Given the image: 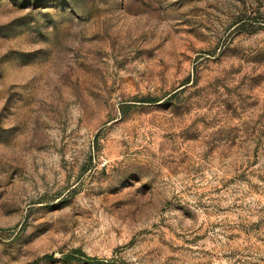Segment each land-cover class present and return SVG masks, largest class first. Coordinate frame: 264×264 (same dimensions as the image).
I'll return each instance as SVG.
<instances>
[{"label":"rangeland","instance_id":"1","mask_svg":"<svg viewBox=\"0 0 264 264\" xmlns=\"http://www.w3.org/2000/svg\"><path fill=\"white\" fill-rule=\"evenodd\" d=\"M0 264H264V0H0Z\"/></svg>","mask_w":264,"mask_h":264},{"label":"trees","instance_id":"2","mask_svg":"<svg viewBox=\"0 0 264 264\" xmlns=\"http://www.w3.org/2000/svg\"><path fill=\"white\" fill-rule=\"evenodd\" d=\"M158 100L152 98V99H148L147 101L145 102H149V103H152V102H157ZM75 258V255L71 254V255H67L65 258ZM46 258H56L54 255H46ZM76 258H81V257H76Z\"/></svg>","mask_w":264,"mask_h":264}]
</instances>
